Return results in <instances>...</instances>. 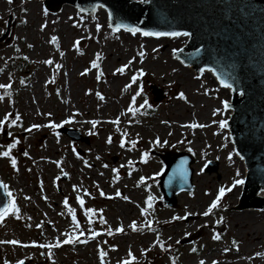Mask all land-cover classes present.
Here are the masks:
<instances>
[{
	"label": "rangeland",
	"instance_id": "1",
	"mask_svg": "<svg viewBox=\"0 0 264 264\" xmlns=\"http://www.w3.org/2000/svg\"><path fill=\"white\" fill-rule=\"evenodd\" d=\"M3 36L0 85L11 87L0 88V180L17 211L0 221V264H264V211L226 209L240 201L235 181L246 174L220 127L231 91L174 55L186 36L113 31L102 8L90 16L67 4L52 13L43 0H0ZM168 150L196 157L195 189L180 193L176 208L159 205L157 153ZM209 160H219V173L204 171ZM221 187L231 191L203 215Z\"/></svg>",
	"mask_w": 264,
	"mask_h": 264
},
{
	"label": "water",
	"instance_id": "2",
	"mask_svg": "<svg viewBox=\"0 0 264 264\" xmlns=\"http://www.w3.org/2000/svg\"><path fill=\"white\" fill-rule=\"evenodd\" d=\"M65 4L90 16L105 9L114 31L119 25L125 31L138 28L136 33L141 34L190 33L174 55L198 76L210 71L221 86L231 85L226 87L232 95L226 103L232 111L227 128L246 174L240 201L226 209L264 211V0H43L52 13H59ZM58 131L79 136L71 127L60 126ZM157 155L164 164L158 181L163 196L159 205L176 208L178 195L195 189L196 157L176 150ZM204 171L219 173V160L208 161ZM10 205V195L0 180V210Z\"/></svg>",
	"mask_w": 264,
	"mask_h": 264
},
{
	"label": "snow or ice",
	"instance_id": "3",
	"mask_svg": "<svg viewBox=\"0 0 264 264\" xmlns=\"http://www.w3.org/2000/svg\"><path fill=\"white\" fill-rule=\"evenodd\" d=\"M9 2L11 3L12 0H9ZM45 26H46V25H45ZM116 30H117V31L120 30V26H119V25H117ZM128 31H130V32H132L133 34H135L136 32L140 31V29H138V28H129ZM143 34H144L145 36H149V35H156V36H164V35H173V36H177V35H181V33H170V34H169V33H150V32H144ZM183 35H186V36H187V35H190V33H183ZM76 43H77V45H78V44H79V41H77ZM140 55L143 56L144 54H143V53H140ZM99 58H100V57H99V55H98L97 59H99ZM45 63H47V64H52L53 62H52L51 60H48V61H45ZM57 67H59V65H57ZM93 67L98 68L99 65L96 64V63H94V64H93ZM124 70H125L124 67L118 69V71L121 72V73H123ZM141 75H143V72H141ZM136 79H137V78L134 76V77H133V82H135ZM222 83H223V81H222ZM225 86H226V87H231V85H228V84H226ZM5 87L10 88L11 85H0V88H5ZM180 95H181V98H184V94H183V93H181ZM0 99H3V97L0 96ZM145 103H147V101H145ZM133 104H135V97H133ZM225 107H228V105L225 104ZM129 111H130V112H134L135 109L132 108V107H130V108H129ZM16 119H19V117H16ZM92 123H93V127H95L96 122H92ZM113 123L118 124L119 121H118V120H117V121H113ZM2 124H3V121H0V126H2ZM33 127L36 128V127H39V126H38V125H33ZM188 127L197 128V127H204V126H203V125H198V124H192V125H188ZM220 127H222V128H226V127H227V122H226V121H222V122L220 123ZM28 131H31V129H28ZM124 135H127V134L125 133ZM108 143H111V138H109ZM156 143H159V140H157ZM14 147H15V144L10 145V146H9V150L3 152V156H5V157L9 156V155H10L11 148H14ZM121 147H124V142L121 143ZM25 155H27V153H25ZM145 155H147V154H145ZM12 164H13V166H15V164H16V160H15V159L12 160ZM243 183H244L243 180H236V181H235V184H236V185H242ZM226 191H231V188H228V189L226 190L224 187H221V188L219 189V194H218L216 200L212 202V204H211V205L209 206V208L203 213V215H205V216L210 215V214L212 213L213 209H216V208L218 207V205H219V203H220V200H221V198L226 194ZM100 194H101L102 196L104 195V193H103L102 191H101ZM9 195H11V194L9 193ZM117 195H119V193H117ZM125 199H127V197H125ZM79 203H80V205H83V204H84V200H83L82 198L79 199ZM65 204H67V200H65ZM147 204H148V208H151V207H152V198H151V197H149V199H148V201H147ZM10 208H11L12 212L17 211V209L15 208L14 203L10 206ZM69 211L72 212V214H73L72 218H73V221H75V220H76V217H75V214H74V210L69 209ZM8 213H9V208H7V207L4 208V209H2V210H0V221H2V220L4 219V217H5V215H7ZM89 213H91V214L94 215V214H95V210L89 209V210H87V212H86L85 214L88 215ZM188 215H191V213H189ZM186 218H187V216H185V217H175L174 219L179 220V219H186ZM148 223L150 224V222H148ZM75 226H76V227H79L78 222L76 223ZM131 227L133 228V230H136V225H135V223H133V224L131 225ZM118 230H119V231H123V228H120V229H118ZM82 234H83V233H81V235H82ZM97 234H98V233H93V237H94L95 235H97ZM78 238H79V237H76V239H78ZM214 239H217V240H218V239H220V236H219V235H216V236L214 237ZM72 242H73V237H72L70 234L68 235V239H66V240L63 241L64 244H68V243H72ZM84 242H86V241H84ZM0 243H4V242H0ZM9 243L16 244V243H18V242L15 241V240H13V241H10ZM53 246H59V242H57V245H47V247H53ZM41 247H44V245H41ZM100 255H101V258L103 259L105 253H104L103 251H101ZM134 259H135V258L133 257V260H134ZM21 264H23V262H21ZM124 264H129V262H128V261H125ZM201 264H203V262H201Z\"/></svg>",
	"mask_w": 264,
	"mask_h": 264
},
{
	"label": "trees",
	"instance_id": "4",
	"mask_svg": "<svg viewBox=\"0 0 264 264\" xmlns=\"http://www.w3.org/2000/svg\"><path fill=\"white\" fill-rule=\"evenodd\" d=\"M27 64H18V65H16V68L17 69H26L27 68ZM175 259V258H174ZM175 261H177L176 259L175 260H172V263L174 264L175 263Z\"/></svg>",
	"mask_w": 264,
	"mask_h": 264
},
{
	"label": "bare ground",
	"instance_id": "5",
	"mask_svg": "<svg viewBox=\"0 0 264 264\" xmlns=\"http://www.w3.org/2000/svg\"><path fill=\"white\" fill-rule=\"evenodd\" d=\"M255 239V238H254ZM175 257V256H174ZM177 257V256H176ZM178 259V258H177ZM210 264H216V262L215 261H213V262H211Z\"/></svg>",
	"mask_w": 264,
	"mask_h": 264
}]
</instances>
